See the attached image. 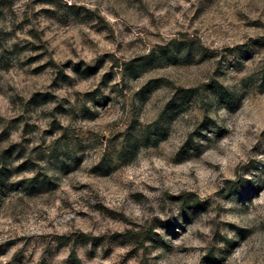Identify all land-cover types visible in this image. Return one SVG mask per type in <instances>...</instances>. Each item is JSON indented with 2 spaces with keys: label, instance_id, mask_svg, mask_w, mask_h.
I'll list each match as a JSON object with an SVG mask.
<instances>
[{
  "label": "rangeland",
  "instance_id": "rangeland-1",
  "mask_svg": "<svg viewBox=\"0 0 264 264\" xmlns=\"http://www.w3.org/2000/svg\"><path fill=\"white\" fill-rule=\"evenodd\" d=\"M0 264H264V0H0Z\"/></svg>",
  "mask_w": 264,
  "mask_h": 264
}]
</instances>
